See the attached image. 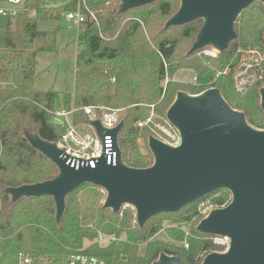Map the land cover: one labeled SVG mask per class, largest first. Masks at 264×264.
I'll list each match as a JSON object with an SVG mask.
<instances>
[{
	"label": "trees",
	"instance_id": "trees-1",
	"mask_svg": "<svg viewBox=\"0 0 264 264\" xmlns=\"http://www.w3.org/2000/svg\"><path fill=\"white\" fill-rule=\"evenodd\" d=\"M121 2L87 0V9L79 6L85 28L78 29L73 91L38 88L36 68L41 52H58L57 19L64 11H76V1L71 7L50 8L42 0H23L16 17L0 24V264H19L21 254L40 264H58L83 248L103 264H153L162 254L177 257L181 264H203L215 249L208 240L210 234L200 231L194 232L198 239H190L188 248L152 239L161 230L160 218L165 214L179 220L199 216V201L177 212L157 214L140 226L131 205L119 211L106 207L107 193L97 185L86 183L69 193L61 214L53 196L15 199L11 193L14 188L59 176L58 166L29 140L35 134L50 143L59 141L65 127L55 124L50 113L59 105L75 108L74 116L80 122L88 121L82 109L86 105L123 108L119 146L123 161L135 168L154 163L149 140L160 135L159 126L167 125L168 110L181 91L199 94L215 88L232 108L243 113L251 127L264 130V62L248 68L242 64L248 51L264 52L262 1L242 11L234 23L235 37L217 56H199L195 51L180 62L176 57L182 42L198 38L204 24L193 20L158 31L152 28L154 17L174 16L181 0H157L126 10ZM43 23L48 27L42 29ZM179 66L192 69L196 82L170 78ZM244 69L253 79L238 90L235 75ZM218 192L221 195L214 203L223 208L232 196L226 189ZM99 234L117 239L100 243ZM171 237L181 239L178 233ZM143 242L147 245L140 255Z\"/></svg>",
	"mask_w": 264,
	"mask_h": 264
},
{
	"label": "water",
	"instance_id": "water-1",
	"mask_svg": "<svg viewBox=\"0 0 264 264\" xmlns=\"http://www.w3.org/2000/svg\"><path fill=\"white\" fill-rule=\"evenodd\" d=\"M157 0H122V9H134ZM255 1L264 0H181L178 12L165 28L179 26L205 17L191 52L215 45L224 50L235 37L234 23L242 11ZM264 109V88L261 92ZM178 129L181 142L171 146L151 137L149 146L154 163L135 168L117 151L115 163L100 159L95 168L74 160L57 143L38 137L29 140L59 168V176L50 181L11 190L21 196H53L57 213L65 207L69 193L89 183L107 192L105 206L119 211L129 204L136 210L140 226L163 212H177L226 189L231 202L214 209L199 223L198 231L229 235L230 248L210 253L203 264H264V130L251 127L243 113L232 108L215 89L199 94L181 91L167 113ZM100 133L103 129L96 122ZM121 124L112 132L117 136ZM153 264H181L174 256L162 254Z\"/></svg>",
	"mask_w": 264,
	"mask_h": 264
},
{
	"label": "rangeland",
	"instance_id": "rangeland-1",
	"mask_svg": "<svg viewBox=\"0 0 264 264\" xmlns=\"http://www.w3.org/2000/svg\"><path fill=\"white\" fill-rule=\"evenodd\" d=\"M44 3L48 5L50 8H58L70 6L71 2H77V8L79 6L87 7V0H42ZM122 3V2H121ZM71 11V10H70ZM68 11V12H70ZM67 11L63 12L64 14L57 19V25H60L58 36H57V44H58V52L56 54H51L48 52H41L38 55V64H37V78L36 85L38 88L42 90L54 89L59 92H64L66 90H74V76L76 70V54H77V38H78V29L77 27L67 18ZM200 23L205 24L206 18L200 17L195 19ZM169 18H158L154 17L153 19V31H158L159 28H165ZM0 23H3V20L0 19ZM51 24V26H53ZM48 25L43 23L41 24V28L45 29ZM81 29L85 28L84 25L80 27ZM197 37L184 40L178 50L176 60L180 62L187 53L191 52V49L196 42ZM215 45H208L198 50V55L201 56H213L212 53L219 54L218 49ZM245 59L243 61V66L248 68L252 65L261 64L264 62V52H258L257 50H251L246 53ZM215 57V56H213ZM183 65L184 62H181ZM181 64H179L181 66ZM178 70L170 77L175 81L182 83H195V73L192 69L186 67H180ZM184 66V65H183ZM236 78V86L238 90L242 89L247 83H249L253 79V75L251 72H247L245 69L238 71L235 75ZM167 79L163 81V85L166 86ZM70 92V91H67ZM178 94L176 95L174 101L175 102ZM262 105V104H261ZM123 111V108H120ZM152 113L150 117L154 114V108L152 107ZM148 122V119L147 121ZM144 122V124H145ZM160 135H158V139L163 141L164 143L177 146L181 142V137L178 129L167 120L166 126H159ZM156 137V138H157ZM30 139L34 142L38 140L37 135H30ZM106 192V191H105ZM223 192V191H222ZM107 193V192H106ZM221 195V192H215L214 194L208 196L207 198L201 200L197 204V208L199 211V216L193 217L189 220H179L178 216L173 217L165 214L160 218L162 221V228L157 235H155L153 240H163L168 244L175 245L181 248L189 247L190 239H198V237L194 234L195 231L199 232L197 227L201 220L207 217L214 209L218 208L214 203L215 199ZM229 195L232 196V193L229 191ZM128 205V204H126ZM186 214H184L185 216ZM185 216L184 218H186ZM202 218V219H199ZM188 218V217H187ZM172 233H178L181 237L180 240H174L171 237ZM208 240H212L211 235L208 237ZM214 244V243H213ZM90 245L87 244V246ZM147 242H143L139 245V254H144ZM225 248L218 246L215 244V249L212 253H224Z\"/></svg>",
	"mask_w": 264,
	"mask_h": 264
},
{
	"label": "built area",
	"instance_id": "built-area-1",
	"mask_svg": "<svg viewBox=\"0 0 264 264\" xmlns=\"http://www.w3.org/2000/svg\"><path fill=\"white\" fill-rule=\"evenodd\" d=\"M23 0H0V18H14L19 12V5ZM95 18L93 12L90 13ZM67 18L79 29L85 21V15L80 11V7L76 11L69 12ZM211 55L217 56V53ZM87 122H80L74 116L76 109L69 110L59 107L50 111L53 122L57 125L65 127V131L60 137L57 145L63 151L71 156L74 160L83 163H89L91 168H95L96 163L106 157L109 164L115 163L117 151L121 150L119 146V133L113 135V131L121 124L122 110L120 108L108 105H86L82 107ZM150 121V118L148 119ZM96 122L99 123L103 132L97 129ZM143 125V122L139 123ZM133 207V206H132ZM213 243L224 247L226 250L230 248L231 237L229 235L215 234L211 235ZM114 236H104L99 234L98 242L108 243L116 241ZM19 264H40L33 257L20 256ZM58 264H103L101 259L93 254L85 251V248L72 252L62 259Z\"/></svg>",
	"mask_w": 264,
	"mask_h": 264
},
{
	"label": "crops",
	"instance_id": "crops-1",
	"mask_svg": "<svg viewBox=\"0 0 264 264\" xmlns=\"http://www.w3.org/2000/svg\"><path fill=\"white\" fill-rule=\"evenodd\" d=\"M0 19H2L3 20V23L5 24L6 22H5V19H3V18H0ZM3 23H0L1 25L3 24ZM79 31V30H78ZM79 33V32H78ZM77 52H78V49H77ZM77 55V54H76Z\"/></svg>",
	"mask_w": 264,
	"mask_h": 264
},
{
	"label": "bare ground",
	"instance_id": "bare-ground-1",
	"mask_svg": "<svg viewBox=\"0 0 264 264\" xmlns=\"http://www.w3.org/2000/svg\"><path fill=\"white\" fill-rule=\"evenodd\" d=\"M216 49H218V47H217ZM218 50H219V49H218Z\"/></svg>",
	"mask_w": 264,
	"mask_h": 264
}]
</instances>
